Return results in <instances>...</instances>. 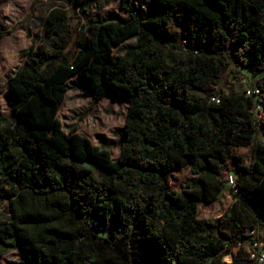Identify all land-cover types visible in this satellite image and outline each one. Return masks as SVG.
<instances>
[{
	"label": "trees",
	"instance_id": "trees-1",
	"mask_svg": "<svg viewBox=\"0 0 264 264\" xmlns=\"http://www.w3.org/2000/svg\"><path fill=\"white\" fill-rule=\"evenodd\" d=\"M71 2H114L125 17L90 19L73 40L67 10L54 8L43 22L49 47L21 52L8 81L12 122L0 131V248L12 242L15 264H226L251 230L264 232V146L253 147V99L218 85L242 68L263 74L264 95V0H150L144 18L135 0ZM76 88L127 105L117 160L63 129L58 112ZM248 147L245 163L234 152ZM229 164L238 199L199 219ZM184 168L192 176L172 189ZM231 264L251 261L238 251Z\"/></svg>",
	"mask_w": 264,
	"mask_h": 264
},
{
	"label": "rangeland",
	"instance_id": "rangeland-1",
	"mask_svg": "<svg viewBox=\"0 0 264 264\" xmlns=\"http://www.w3.org/2000/svg\"><path fill=\"white\" fill-rule=\"evenodd\" d=\"M150 0H135L141 17H146L149 11ZM54 8H64L69 15L68 26L73 34V40L84 31L90 19L96 21L118 20L125 15L118 11V4L111 3L100 10L94 6L82 9L75 8L71 0H0V131L11 124V109L8 106V81L23 63L21 52L31 46L37 48L44 45L49 47V41L43 36V22L49 12ZM134 40L130 39L124 44L115 47V52H122L124 48ZM70 49L74 50L75 45ZM263 74H252L246 69L240 68L233 71L229 68L220 80L218 88L224 95L231 93L245 94L250 85L255 84ZM77 76L72 77L71 84L76 83ZM127 105L112 102L109 98H102L94 102L92 98L85 97L79 88L68 92L61 105L58 118L65 132L72 128L92 144L101 148H109L112 159L117 160L120 154L121 133L125 127ZM261 116V117H259ZM259 132L253 142V147L264 146V112L258 114ZM253 147L235 150L237 155L245 163H248ZM230 169L223 171L222 179L225 187L218 200L209 205H201L198 208V218L213 220L222 217L226 210L234 204L236 197L230 186L226 184ZM190 168L181 169L170 177V187L177 191L183 188L185 179L191 177ZM9 212V203H0V220L4 222ZM263 232V227L259 226ZM19 260L18 249L11 241L6 240L4 247L0 248V264H15Z\"/></svg>",
	"mask_w": 264,
	"mask_h": 264
},
{
	"label": "built area",
	"instance_id": "built-area-1",
	"mask_svg": "<svg viewBox=\"0 0 264 264\" xmlns=\"http://www.w3.org/2000/svg\"><path fill=\"white\" fill-rule=\"evenodd\" d=\"M244 95L253 99V118L258 133V114H262L264 112L263 92L261 90V87L256 82L255 84L253 83L252 85H250L249 89L246 90V93ZM212 101L219 102V100L216 98H213ZM261 127L262 129H264V125H261ZM226 184L230 186V189L234 196L239 195L238 189L235 187V177L232 172L227 177ZM236 199L238 198L236 197ZM250 235L252 236L250 240L239 241L233 247L232 252L223 257L224 263L231 264L233 262V255H236L238 251H242L249 258L251 264H264V242L261 240V236L264 235V232H260L259 228H256L250 231Z\"/></svg>",
	"mask_w": 264,
	"mask_h": 264
},
{
	"label": "crops",
	"instance_id": "crops-1",
	"mask_svg": "<svg viewBox=\"0 0 264 264\" xmlns=\"http://www.w3.org/2000/svg\"><path fill=\"white\" fill-rule=\"evenodd\" d=\"M23 61H24V59H23Z\"/></svg>",
	"mask_w": 264,
	"mask_h": 264
}]
</instances>
